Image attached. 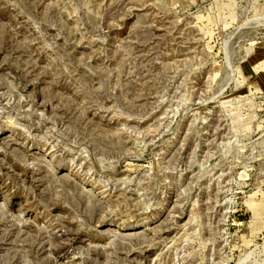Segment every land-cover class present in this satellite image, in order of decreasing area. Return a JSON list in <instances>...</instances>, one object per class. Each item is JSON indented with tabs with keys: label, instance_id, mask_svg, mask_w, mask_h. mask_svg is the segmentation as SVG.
Returning a JSON list of instances; mask_svg holds the SVG:
<instances>
[{
	"label": "rangeland",
	"instance_id": "obj_1",
	"mask_svg": "<svg viewBox=\"0 0 264 264\" xmlns=\"http://www.w3.org/2000/svg\"><path fill=\"white\" fill-rule=\"evenodd\" d=\"M0 264H264V0H0Z\"/></svg>",
	"mask_w": 264,
	"mask_h": 264
}]
</instances>
